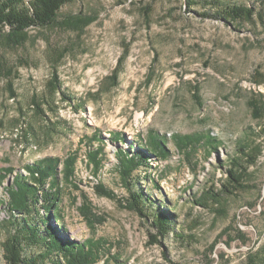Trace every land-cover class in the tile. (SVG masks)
Here are the masks:
<instances>
[{
    "label": "rangeland",
    "instance_id": "rangeland-1",
    "mask_svg": "<svg viewBox=\"0 0 264 264\" xmlns=\"http://www.w3.org/2000/svg\"><path fill=\"white\" fill-rule=\"evenodd\" d=\"M234 6L253 8L263 20L230 19ZM80 21L86 26L77 29ZM6 37L0 35V178L14 172L0 199L16 175L29 177L27 166L79 151L77 189L63 188L62 223L71 239L101 244L100 264H264V120L255 121L249 107L251 100L264 104V0H69L56 24L30 29L21 45ZM151 131L167 138L170 158L141 169L136 190L152 198L151 217L163 205L175 219V231L154 246L152 222L124 208L129 196L115 158ZM246 131L255 133L248 142L261 154L243 188L199 206L203 192L221 189ZM115 133L124 146L110 141ZM95 134L105 142L96 180L86 158ZM208 134L221 143L217 151L175 147V136ZM97 181L115 198L101 196ZM82 195L106 220L94 230L79 212ZM8 219L0 206V264ZM32 253L39 250L26 251Z\"/></svg>",
    "mask_w": 264,
    "mask_h": 264
},
{
    "label": "trees",
    "instance_id": "trees-1",
    "mask_svg": "<svg viewBox=\"0 0 264 264\" xmlns=\"http://www.w3.org/2000/svg\"><path fill=\"white\" fill-rule=\"evenodd\" d=\"M68 2L69 0H0V35L5 34L10 43L21 45L27 40V32L30 29L56 24L59 12ZM196 4L193 3V6ZM202 16L206 17L208 14ZM227 16L230 19L247 22H252L255 17L263 20L261 13L256 14L253 8L245 6L232 7ZM71 23L70 20L65 26L71 28ZM82 26L86 24L80 21L76 27L79 29ZM6 28L9 29L8 33L5 32ZM118 74L119 70L116 69L111 79H116ZM51 86L55 92H60L57 82H53ZM195 98L199 99L198 94H195ZM249 107L255 121L264 120V104L251 100ZM38 108L40 109V106ZM49 110L53 112L52 109ZM261 133L264 135V127ZM251 134L255 133L246 131L243 140L238 142L236 154L230 157L229 165L224 171L221 189L203 192L196 200V204L204 208L210 202L219 204L224 196H234L236 191L243 188L249 168L257 164L261 154L258 144L252 147L248 142ZM174 140L179 152H190L201 146L217 151L221 145L211 134L175 136ZM110 141L124 146L125 137L115 133L111 135ZM84 142H87V139ZM95 142L98 143L96 148ZM87 144H90L86 153L87 166L93 167L92 173L96 180V176L103 169L105 142L102 141L100 134H95ZM167 144V138L151 131L136 148L131 147L128 151L118 148L115 152L116 169L129 196L124 208L142 220L152 222V230L155 233L150 235L149 246L161 244L162 238L175 231L172 227L175 219L163 205L157 206L152 217L150 216L148 207L152 204V198L144 191L136 190V174L143 168L148 169L153 161H168L171 152ZM78 157L79 151L68 155L65 160L57 157L45 158L26 167L29 177L16 175L11 184L7 182V186L3 188L4 199H0V206L4 207L11 227L9 238L4 243L6 264H100L103 257L101 244L94 239H88L83 243L71 239L67 236L62 223L63 188L67 183L77 189L73 183L78 169ZM13 172L14 170L5 172L0 178V186ZM97 182L95 189L101 196L115 198L112 191L107 190L100 181ZM81 198L79 212L90 229L102 226L106 222L105 218L94 212L86 195H82ZM75 200L77 199L74 198ZM28 249H38L39 253L27 255Z\"/></svg>",
    "mask_w": 264,
    "mask_h": 264
}]
</instances>
